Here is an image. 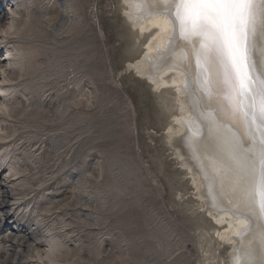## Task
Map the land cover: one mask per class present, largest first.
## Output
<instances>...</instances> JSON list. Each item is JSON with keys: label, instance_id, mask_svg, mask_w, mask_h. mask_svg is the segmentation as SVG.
Here are the masks:
<instances>
[{"label": "rangeland", "instance_id": "1", "mask_svg": "<svg viewBox=\"0 0 264 264\" xmlns=\"http://www.w3.org/2000/svg\"><path fill=\"white\" fill-rule=\"evenodd\" d=\"M18 1L37 18L15 34L8 10L0 36L12 49L20 42L33 65L21 79L15 65V79L0 81L17 89L2 101L22 102L17 115L0 117L9 127L0 180L13 204L5 217L39 228L23 244V264H52L53 237L54 264H230L233 249L215 234L184 165L186 144L170 137L181 115L176 92L156 90L130 66L154 31L134 28L124 0H69L66 23L54 17L65 0H0V8ZM5 59L10 70L3 49Z\"/></svg>", "mask_w": 264, "mask_h": 264}, {"label": "bare ground", "instance_id": "2", "mask_svg": "<svg viewBox=\"0 0 264 264\" xmlns=\"http://www.w3.org/2000/svg\"><path fill=\"white\" fill-rule=\"evenodd\" d=\"M27 1L34 3V0ZM68 1L61 3L64 9L54 16L56 19L60 17L63 23L68 22ZM124 3L127 5L126 16L134 28L143 34L154 31L145 54L130 66L156 90L174 89L176 92L181 115L174 119L178 127H171L170 137L186 144L191 163L184 165L192 172L194 184L202 191L200 197L207 199L209 215L217 225L215 234L233 249L230 264H264V124L259 117L253 123L250 110L247 121H244L239 113L232 112L214 86L205 89L192 48L179 35L172 7L174 0H124ZM21 6L23 2L18 1L15 6L10 3L9 8H0V24L7 11H13L6 26L16 29L15 34L21 33L22 28L37 18V11H31V5L26 17ZM6 26L2 31L8 34ZM6 36H0V51L6 49L11 68H7L6 59L0 64V81L3 82L15 79V65L21 66L20 79L29 74L33 65L31 53H27L18 41L16 49H12L8 45L10 42H6L11 37ZM250 44L252 70L264 79V16L258 17ZM15 89L0 87V117L3 120L17 115L22 105L10 97L1 100V97L15 94ZM8 128L0 121L2 139ZM10 197L11 193L3 188L0 180V215L4 216L0 218V257H5L0 264H23V244L27 238L35 237L39 228L37 223H20L5 217L13 205ZM8 238L11 240L6 242ZM55 239H51L46 252L48 263L52 264L57 253ZM36 247L33 248H39ZM36 252L44 261L41 252Z\"/></svg>", "mask_w": 264, "mask_h": 264}, {"label": "snow or ice", "instance_id": "3", "mask_svg": "<svg viewBox=\"0 0 264 264\" xmlns=\"http://www.w3.org/2000/svg\"><path fill=\"white\" fill-rule=\"evenodd\" d=\"M172 7L205 89L214 86L244 121L250 110L252 122L259 117L264 124V79L252 70L250 58V39L258 17L264 16V0H174Z\"/></svg>", "mask_w": 264, "mask_h": 264}]
</instances>
